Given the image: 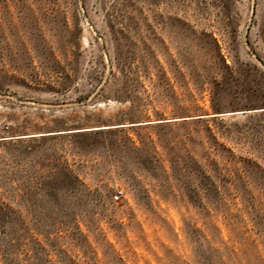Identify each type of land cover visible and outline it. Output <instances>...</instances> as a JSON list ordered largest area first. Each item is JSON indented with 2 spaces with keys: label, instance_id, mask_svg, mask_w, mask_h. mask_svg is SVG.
Returning a JSON list of instances; mask_svg holds the SVG:
<instances>
[{
  "label": "rangeland",
  "instance_id": "rangeland-1",
  "mask_svg": "<svg viewBox=\"0 0 264 264\" xmlns=\"http://www.w3.org/2000/svg\"><path fill=\"white\" fill-rule=\"evenodd\" d=\"M0 264H264V0H0Z\"/></svg>",
  "mask_w": 264,
  "mask_h": 264
},
{
  "label": "built area",
  "instance_id": "built-area-1",
  "mask_svg": "<svg viewBox=\"0 0 264 264\" xmlns=\"http://www.w3.org/2000/svg\"><path fill=\"white\" fill-rule=\"evenodd\" d=\"M120 199V196L119 195H116L115 196V200H119Z\"/></svg>",
  "mask_w": 264,
  "mask_h": 264
},
{
  "label": "trees",
  "instance_id": "trees-1",
  "mask_svg": "<svg viewBox=\"0 0 264 264\" xmlns=\"http://www.w3.org/2000/svg\"><path fill=\"white\" fill-rule=\"evenodd\" d=\"M252 207V206H251Z\"/></svg>",
  "mask_w": 264,
  "mask_h": 264
}]
</instances>
